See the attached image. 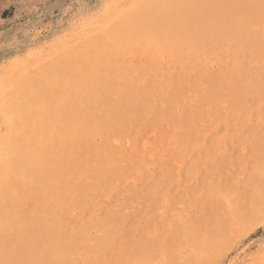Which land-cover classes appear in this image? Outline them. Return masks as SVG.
I'll use <instances>...</instances> for the list:
<instances>
[{"label":"rangeland","instance_id":"374dc122","mask_svg":"<svg viewBox=\"0 0 264 264\" xmlns=\"http://www.w3.org/2000/svg\"><path fill=\"white\" fill-rule=\"evenodd\" d=\"M159 1L0 0V264H264V0Z\"/></svg>","mask_w":264,"mask_h":264},{"label":"bare ground","instance_id":"6f19581e","mask_svg":"<svg viewBox=\"0 0 264 264\" xmlns=\"http://www.w3.org/2000/svg\"><path fill=\"white\" fill-rule=\"evenodd\" d=\"M160 1H161V0H160ZM160 1H159V2H160ZM169 1H170V0H169ZM198 1H199V0H197V1L195 0L194 3H195V2H198ZM213 1H214V0H212V2H213ZM223 1H224V0H223ZM163 2H164V1H163ZM170 2H171V1H170ZM170 2H169V4H170ZM200 2H201V1H200ZM204 2H205V1H204ZM149 3H150V2H149ZM153 3H156V2H152L151 4H153ZM171 3H172V2H171ZM198 3H199V2H198ZM157 4H159V3L157 2ZM157 4H156V5H157ZM169 4H168V5H169ZM185 4H186V3H185ZM201 4H202V2H201ZM201 4H200V5H201ZM213 4H214V3H213ZM164 5H165V4H164ZM168 5H167V6H168ZM172 5H173V4H172ZM196 5H197V3H196ZM196 5H195V6H196ZM154 6H155V4H153V7H154ZM153 7H152V8H153ZM156 7H157V6H156ZM156 7H155V8H156ZM196 7H197V6H196ZM198 7H199V9H200V6H198ZM210 7H211V6H210ZM217 7H218V6H217ZM215 8H216V6H215ZM218 8H219V7H218ZM143 9H144V7H143ZM199 9H198V10H199ZM201 9H202V8H201ZM205 9L207 10L206 13H209L208 11H210V15H211V12H212V11H211V10H208L207 8H205ZM150 10H151V9H150ZM141 11H142V10H141ZM152 11H153V10H152ZM156 11H157V10H156ZM135 12H137V11H135ZM148 12H149V11H148ZM172 12H174V10H172ZM189 12H190V11H189ZM191 12H192V11H191ZM201 12H202V10H201ZM132 13H133V11H132ZM145 13H146V12H145ZM159 13H160V11L158 12V14H159ZM163 13H164V12H163ZM165 13H166V12H165ZM177 13H179V12H177ZM213 13H214V11H213ZM139 14H140V12H139ZM152 14H153V13H152ZM152 14H150V17H153V16L155 15V12H154V15H153V16H151ZM184 14H185L184 17H186L187 14H186L185 12H184ZM184 14H183V15H184ZM188 14H189V13H188ZM137 15H138V14H137ZM140 15H141V14H140ZM146 15H147V14H146ZM156 15H157V13H156ZM160 15H161V14H160ZM160 15H158V16H160ZM163 15H164V14H163ZM166 15H168V13H167ZM166 15H165V16H166ZM176 15H178V14H176ZM210 15H209V16H210ZM168 16H169V15H168ZM180 16H181V15H180ZM187 16H188V15H187ZM190 16H191V15H190ZM190 16H189V17H190ZM140 17H142V16H140ZM143 17H144V16H143ZM145 17H146V16H145ZM145 17H144V18H145ZM154 17H155V16H154ZM154 17H153V18H150V19L152 20V19H154ZM163 17H164V16H163ZM181 17H183V16H181ZM197 17H198V16H197ZM218 17H219V16H218ZM132 18H133V17H132ZM159 18H160V17H159ZM159 18H158V19H159ZM174 18H175V17H173V19H174ZM177 18L179 19L180 17H177ZM177 18H176V19H177ZM146 19H147V18H145V21H146ZM155 19H156V18H155ZM186 19H187V18H186ZM147 20H148V19H147ZM151 20H150V23H152ZM161 20H162V19H161ZM167 20H168V21H170V20L172 21V19L169 20L168 18H167ZM181 20H182V19H181ZM184 20H185V19H184ZM188 20H189V19H188ZM145 21H144V22H145ZM152 21H153V20H152ZM165 21H166V20H165ZM168 21H167V22H168ZM190 21H191V20H190ZM142 22H143V21H142ZM147 22H148V21H147ZM153 22H155V21H153ZM172 22H173V21H172ZM174 22H175V21H174ZM157 23H158V22H157ZM157 23H156V24H157ZM165 23H166V22H165ZM135 24H136V23H135ZM140 24H142V25H140V26H144V27H142V28L146 29V28H145V25H143V24H145V23H140ZM153 24H154V23H153ZM170 24H171V23H170ZM170 24H169V25H170ZM138 25H139V24H138ZM183 25H184V24H183ZM149 27H150V25H149ZM151 27H154V25L151 26ZM163 27H164V26H163ZM130 28H131V27H130ZM147 28H148V27H147ZM154 28H155V27H154ZM154 28H152V29H154ZM159 28H160V27H159ZM159 28H158V29H159ZM164 28H165V27H164ZM166 28H167V27H166ZM131 29H133V28H131ZM160 29H161V28H160ZM160 29H159V30H160ZM255 29H256V28H255ZM137 30H139V29L137 28L136 31H137ZM141 30H142V29H141ZM149 30H150V29H149ZM156 30H157V28H156ZM161 30H162V29H161ZM161 30H160V32H161ZM130 31H131V33H132V30H130ZM157 32H158V30H157ZM146 33H147V32H146ZM153 34H155V33H153ZM94 35H95V34H94ZM94 35H93V36H94ZM128 35H129V34H128ZM144 35H145V34H144ZM158 35H159V34H158ZM145 36H146V35H145ZM150 36H152V35H150ZM155 36H156V35H155ZM161 36H162V35H161ZM152 37H153V36H152ZM155 39H156V38H155ZM157 39H158V38H157ZM144 40H145V39H144ZM146 41H147V40H146ZM155 41L157 42L158 40H155ZM102 44H103V43H102ZM110 44L112 45V43H110ZM156 44H157V43H156ZM106 45H107V44L105 43V45H103V46H106ZM108 45H109V44H108ZM100 46H101V45H100ZM109 46H110V45H109ZM107 48H108V47H107ZM101 49H102V48H101ZM106 50H107V49H106ZM94 53H95V52H94ZM63 61H64V60H63ZM58 65H59V64H58ZM77 65H78V64H77ZM86 67H87V66H86ZM85 71H86V69H85ZM85 71H84V72H85ZM65 74H66V72H65ZM72 74H73V72H72ZM66 76H67V75H66ZM70 76H71V75H70ZM79 79H80V78H79ZM86 79H87V78H86ZM91 79H92V77H91ZM67 80H68V79H67ZM79 81H80V80H79ZM81 81H83V79H82ZM85 81H86V80H85ZM86 82H87V81H86ZM80 83H81V82H80ZM59 85H60V84H59ZM65 85H66V84H65ZM75 88H76V87H75ZM71 90H72V89H71ZM47 91H48V90H47ZM54 94H55V93H54ZM12 98H13V96H12ZM52 105H53V104H52ZM20 108H21V107H20ZM65 108H67V107H65ZM22 109H23V111H22ZM25 110H26V114H23V112H24ZM59 110H60V109H59ZM31 111H32V112H31ZM33 111H35V110H34V107L31 106V102H30V100H28L27 105H26L24 108H21L20 113L22 112L21 115H22L23 117H25L26 119H28V120H32L31 118H32V116L34 115V112H33ZM66 111H67V110H66ZM24 115H25V116H24ZM57 116H58V115H57ZM74 116H75V115H74ZM58 117H59V116H58ZM19 118H20V117H19ZM64 118H65V117H64ZM68 118H69V117H68ZM56 119H58V118H56ZM52 120H53V118H52ZM43 121H44V120H43ZM66 121H67V120H66ZM55 122H56V121H55ZM55 122L53 121V123H55ZM61 122H62V121H61ZM42 123H43V122H42ZM58 124H59V123H58ZM73 124H74V123H73ZM31 125H32V124H31ZM39 125H40V124H39ZM42 126H43V125H42ZM45 126H47V125H45ZM50 126H51V125H50ZM77 126H78V125H77ZM43 127H44V126H43ZM55 127H56V126H55ZM68 127H69V125H68ZM68 127H67V129H68ZM41 128H42V127H41ZM65 129H66V128H65ZM42 130H43V129H42ZM49 130H50V129H49ZM51 130H52V129H51ZM54 130H55V129H54ZM58 131H59V130H58ZM60 131H62V130L60 129ZM66 131H67V130H66ZM77 131H78V130H77ZM31 132H32V131H31ZM39 132H40V131H39ZM71 133H72V132H71ZM71 133H70V134H71ZM52 134H53V133H52ZM76 135H77V134H76ZM62 136H63V135H62ZM64 136H65V135H64ZM74 137H75V136H74ZM76 137H77V136H76ZM31 138H32V137H31ZM72 138H73V137H72ZM65 140H66V139H65ZM28 141H29V140H28ZM73 141H74V140H73ZM20 142H21V141H20ZM53 142H54V141H53ZM68 142H69V141H68ZM55 143H56V142H55ZM26 144H27V143H26ZM23 145H24V144H23ZM51 145H52V144H51ZM55 145H56V144H55ZM57 145H59V144H57ZM66 145H67V144H66ZM49 146H50V145H49ZM22 147H24V146H22ZM27 147H28V146H27ZM57 147H58V146H57ZM80 147H81V146H80ZM53 148H54V147H53ZM59 148H61V147H59ZM25 149H26V146H25ZM28 149H29V148H28ZM51 150H52V149H51ZM66 150H67V147H66ZM66 150H65V151H66ZM78 150H79V149H78ZM26 151H28V150H26ZM54 151H56V150H54ZM57 151H58V150H57ZM18 152H20V151H18ZM35 152H36V151H35ZM81 152H82V151H81ZM20 153H21V152H20ZM57 153H58V152H57ZM78 153H79V152H78ZM25 154H26V153H25ZM58 154H59V153H58ZM67 154H68V153H67ZM81 154H82V153H81ZM59 156H60V155H59ZM59 156H58V157H59ZM61 156H62V155H61ZM61 156H60V157H61ZM66 156H67V155H66ZM25 157H26V156H25ZM55 158H56V156H55ZM62 158H63V157H62ZM20 159H21V158H20ZM50 159H52V158H50ZM56 159H57V158H56ZM56 159H54V161H55ZM63 159H64V158H63ZM69 159H70V158H69ZM78 159H79V158H78ZM78 159H77V160H78ZM45 160H46V159H45ZM60 160H61V159H60ZM60 160H59V161H60ZM64 160H65V159H64ZM64 160H63V161H64ZM74 160H76V158H75ZM56 161H57V160H56ZM71 161H72V159H71ZM9 162H10V161H9ZM36 162H37V161H36ZM48 162H49V161H48ZM51 162H52V161H51ZM57 162H58V161H57ZM53 163H54V162H53ZM60 163H61V162H60ZM72 163H75V162H72ZM72 163H71V164H72ZM46 164H47V163H46ZM61 164H62V163H61ZM63 164L66 165L65 163H63ZM69 164H70V163H69ZM75 164H76V163H75ZM44 165H45V164H44ZM77 165H78V164H77ZM46 166H47V165H46ZM46 166H45V167H46ZM67 166H68V165H67ZM51 167H53L52 164H51ZM256 167H257V166H256ZM40 168H41V167H40ZM59 168H61V167H58V169H59ZM65 168H66V166L64 167V169H65ZM4 169H5V168H4ZM46 169L48 170V168H46ZM9 170H10V168H9ZM43 170H44V169H43ZM47 170H46V171H47ZM49 170H50V169H49ZM62 170H63V167H62ZM258 170H259V169H258ZM5 171H6V170H5ZM44 171H45V170H44ZM58 171H59V170H58ZM13 172H14V171H13ZM52 172H53V171H52ZM59 172H60V171H59ZM44 173H45V172H44ZM56 173H57V172H56ZM17 174H18V173H17ZM21 174H22V173H21ZM34 175H35V174H34ZM37 175H38V174H37ZM42 175H43V174H42ZM57 175H58V174H57ZM57 175H55V176L57 177ZM35 176H36V175H35ZM42 177H43V176H42ZM59 177H60V176H59ZM157 177H158V176H157ZM31 180H32V179H31ZM39 180H40V179H39ZM45 180H46V179H45ZM47 180H48V179H47ZM51 180H52V179H51ZM4 181H5V180H4ZM60 181H61V178H60ZM160 181H161V180H160ZM34 182H35V181H34ZM54 183H55V182H54ZM58 183H59V182H58ZM156 183H157V182H156ZM159 183H160V182H159ZM56 184H57V183H56ZM244 184H245V183H244ZM159 185H160V184H159ZM59 186H60V185H59ZM59 186H58V187H59ZM151 187H152V186H151ZM157 187H158V185H157ZM56 188H57V187H56ZM62 188H63V187H62ZM153 188H154V187H153ZM33 190H34V189H33ZM55 190H57V189H55ZM55 190H54V191H55ZM59 190H60V188H59ZM148 190H149V189H148ZM60 191H61V190H60ZM31 192H32V191H31ZM33 192H34V191H33ZM32 195H33V194H32ZM34 195H35V194H34ZM47 195H48V193H47ZM52 195H53V194H52ZM60 196H61V192H60ZM55 198H56V197H55ZM55 198H54V199H55ZM57 198H58V197H57ZM43 200H44V199H43ZM46 200H47V199H46ZM46 200H45V201H46ZM55 202H56V201H55ZM261 203H262V202H261ZM262 204H263V203H262ZM262 204L260 205L261 207H263ZM55 206H56V205H55ZM257 207H258V206H257ZM242 208H243V207H242ZM245 208H246V207H245ZM245 208H244V209H245ZM263 208H264V207H263ZM51 209H52V207H51ZM51 209H50V210H51ZM56 209H57V208H56ZM257 209H258V208H257ZM247 210H248V209H247ZM256 211H257V210H256ZM259 212H260V211H259ZM261 212H262V211H261ZM50 213H51V212H50ZM46 214H47V213H46ZM54 214H55V213H54ZM258 214H259V213H258ZM51 215H52V214H51ZM260 215H261V214H260ZM258 219H259V218H258ZM210 221H211V220H210ZM222 222H223V221H222ZM224 225H225V224H224ZM64 226H65V225H64ZM66 226H67V225H66ZM69 226H70V225H69ZM61 227H63V226H61ZM67 227H68V226H67ZM47 228H48V226H47ZM64 229H65V228H64ZM201 230H202V229H201ZM69 231H70V230H69ZM229 231H230V230H229ZM13 233H14V232H13ZM70 233H71V231H70ZM59 235H60V234H59ZM176 235H177V234H176ZM10 236H11V235H10ZM42 236H43V235H42ZM43 237H44V236H43ZM58 237H59V236H57V238H58ZM19 238H20V237H19ZM175 238H176V237H175ZM45 240H46V239H45ZM53 240L55 241V239H53ZM47 242H48V241H47ZM47 242H46V244H47ZM51 242H52V241H51ZM56 242H57V241H56ZM56 242H55V243H56ZM58 243H59V242H58ZM52 244H53V243H52ZM177 244H178V243H177ZM50 246H51V245H50ZM62 247H63V246H62ZM62 247H61V248H62ZM29 248H30V247H29ZM42 248H43V247H42ZM49 248H50V247H49ZM59 248H60V247H59ZM47 250H49V249H47ZM181 250H182V249H181ZM175 251H176V248H175ZM175 251L173 250L172 253H174ZM183 251H185V248H184ZM149 252H150V251H149ZM181 252H182V251H181ZM172 253H171V254H172ZM159 254H160V253H159ZM156 255H157V254H156ZM176 255H177V254H176ZM150 256H151V255H150ZM150 256H149V257H150ZM47 257H48V256H47ZM50 257H51V256H50ZM155 257H157V256H155ZM155 257H154V258H155ZM177 257H178V256H177ZM176 259H177V258H176ZM149 260H151V259H149ZM153 260H154V259H153ZM153 260L150 261V262H153ZM155 261L157 262V260H155ZM155 261H154V263H155ZM163 261H164V260H163ZM176 261H177V260H176ZM121 263H122V262H121ZM155 264H156V263H155Z\"/></svg>","mask_w":264,"mask_h":264}]
</instances>
